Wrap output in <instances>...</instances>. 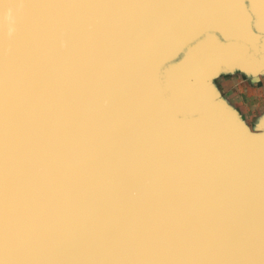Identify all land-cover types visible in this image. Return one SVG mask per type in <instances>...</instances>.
Segmentation results:
<instances>
[{
    "label": "bare ground",
    "instance_id": "obj_1",
    "mask_svg": "<svg viewBox=\"0 0 264 264\" xmlns=\"http://www.w3.org/2000/svg\"><path fill=\"white\" fill-rule=\"evenodd\" d=\"M53 1L0 0V264H264V189L249 193L206 178L207 183L195 171L203 181L197 190L209 196L194 194L197 178L187 166L197 165L186 152L172 147L160 162L148 158V142L158 129L142 114L155 117L154 107L167 94L164 81L178 71L172 64L186 56L191 62L198 53L203 67L230 64L229 69L240 60L250 73L263 69L264 0L247 6L240 0H197L195 13L207 17L194 39L183 29L190 14L179 15L186 17L181 22L159 21L169 38L142 51L169 55V47L184 44L173 56L159 55L157 68L145 58L136 81L128 65L95 55L81 64L67 61L71 51L84 50L76 48L77 33L64 30L65 24L56 29L40 17ZM193 1L184 0L177 10H192ZM69 2H62L64 12L75 17ZM208 32L212 37L200 45ZM85 81L110 91L111 116L104 123L93 116ZM169 83L175 90V81ZM137 98L143 104L139 115ZM217 119L206 115L200 128L213 134ZM256 140L264 150V135ZM132 157L135 166L154 173L179 170L187 203L156 202L149 188L131 179ZM252 159L264 163V154Z\"/></svg>",
    "mask_w": 264,
    "mask_h": 264
},
{
    "label": "water",
    "instance_id": "obj_2",
    "mask_svg": "<svg viewBox=\"0 0 264 264\" xmlns=\"http://www.w3.org/2000/svg\"><path fill=\"white\" fill-rule=\"evenodd\" d=\"M63 1L54 0L46 11L41 12L40 17H46L47 20L57 25L56 29H64L65 27L62 26L65 24L67 28L64 30L67 32L72 30L77 33L74 40L76 48H82L84 51H71V57L67 61L81 64L88 57L95 55L102 60L111 61L113 65H128L131 67V79L135 81L137 80L135 72L140 73L143 64H145V58L155 66L160 63L159 55L161 58L168 55L167 51H151L149 49L156 48L158 44L166 40L167 36L168 38L170 36L166 27L160 29L159 21L181 22L186 17L179 15L188 16L190 14L183 24V29L188 35L190 34L188 39H194L200 31L206 28L204 17L207 16L198 15L194 11L198 8L197 0L191 4L192 10L186 6L187 10L184 9L182 12L178 11L177 7L183 6L184 0H121L118 4L115 3L116 0H111V5H108L107 0H69V4L72 3L71 8L75 9V17L70 14L66 15ZM187 1L185 0V3ZM240 1L246 6L251 3L249 0V2ZM127 5L132 6V12L127 8ZM204 14L207 15L206 12ZM210 29L211 27H208L207 30L210 31ZM207 34L206 37L199 38L200 45L207 42L213 35L209 32ZM129 43L131 46H126ZM181 45L175 48L167 46L172 51L169 55H175ZM146 46L149 48L142 51ZM209 46L206 44L203 47ZM123 47L129 48L124 51ZM167 47L165 50H169ZM101 48L106 51H102ZM121 48L123 51H118ZM187 57L177 64H172V68L175 65V68L178 67V71L173 80L174 75L164 81L167 94H162L159 106L154 107L155 117L150 116L148 111L142 113L144 116L151 117V129L156 130L154 123L158 129V133L156 132L154 138L148 142V158L155 160L154 163L160 162L163 155L172 147L186 152L192 157V160L190 159L192 164L197 165V167L187 166L197 178L196 190L193 193L204 197H208L209 193L197 190L200 185H203V181L196 172L205 182L209 179L219 186H237L236 188L241 189L240 191L249 193H256L258 190L264 189V163L255 162L252 159L253 156L258 155V158L262 160L261 154H264V150L254 144L259 135L250 134L241 126L235 125L236 128H234L233 119L237 118L236 113L225 103H222L218 95L216 96L205 83L207 73L218 68L214 65L207 67V64L203 67V61L200 62L198 53H196L197 60L193 58L191 62L190 60L186 61ZM161 61L165 60L161 59ZM196 63L198 66H193ZM229 65L227 64L225 67H229ZM189 67H191L190 72H184ZM178 75L179 79L176 78ZM170 81L172 84L175 81V90L170 87ZM84 87L87 91L86 95H89L93 101L91 109L93 116L99 124L104 123L105 119L108 120L111 116L106 115L107 107H111L107 100L110 96L109 89L104 85H89L87 81L84 82ZM142 108L143 104L137 98L134 110L138 115ZM172 109L177 113L176 118L171 115L173 114ZM178 111H181L182 115ZM206 115H215L218 118L213 134L200 128L201 121ZM199 135L201 136L199 137ZM235 136L240 139L238 140L240 144L235 145L229 141L235 139ZM222 139L227 148L221 146ZM244 139L248 141H244ZM201 140L206 142L202 145L195 142ZM231 150L243 157V164L232 158L235 154ZM139 156L141 158L137 163L141 165L144 163L142 153ZM134 161L135 157H132L131 179L141 182L146 188H149L153 192V199L156 202H162V199L165 198L167 207L174 201L187 203L183 193L186 192L188 186L182 181L184 179H181L183 177L179 170L175 169L171 173L165 171L154 173L144 166L138 168ZM175 187L177 190H181L180 195H175ZM237 189L227 190L236 191Z\"/></svg>",
    "mask_w": 264,
    "mask_h": 264
},
{
    "label": "crops",
    "instance_id": "obj_3",
    "mask_svg": "<svg viewBox=\"0 0 264 264\" xmlns=\"http://www.w3.org/2000/svg\"><path fill=\"white\" fill-rule=\"evenodd\" d=\"M240 63L239 60L238 64H231L229 69L234 74L229 80L223 81V88L218 83L222 73L217 74L213 78V82L216 81L218 86H215L216 91L214 94L222 97V103H225L236 113L235 125L237 127L241 126L248 130L250 134L256 133L261 136L264 135V70L260 73L254 72L249 75L248 70H245V68L241 69ZM239 64L240 68L238 67ZM222 68L225 69V66L219 67L221 70ZM246 72L248 75H246ZM238 73L242 75H238ZM229 82L230 85L228 87Z\"/></svg>",
    "mask_w": 264,
    "mask_h": 264
},
{
    "label": "rangeland",
    "instance_id": "obj_4",
    "mask_svg": "<svg viewBox=\"0 0 264 264\" xmlns=\"http://www.w3.org/2000/svg\"><path fill=\"white\" fill-rule=\"evenodd\" d=\"M208 67V66H207ZM217 67V66H216ZM240 68V67H239ZM224 70H226V71H223V70H221V69H213L211 72H209V73H207V75H206V84L209 86V88H211V90L213 91V92H215L216 91V87H218L217 86V84H216V81L215 82H213V78H215V76L217 75V74H219V73H222V76H221V78L219 79V81H218V83H219V86L221 87V88H223V81H226L227 79L229 80V78L234 74V73H231L230 72V69H224ZM264 70V68L263 69H261V70H258L257 71V73H260V72H262ZM236 71V70H235ZM249 71V70H248ZM250 72H251V70L249 71V75H250ZM229 73V74H228ZM247 73V72H246ZM238 75H242V74H239L238 73ZM245 75V74H244ZM247 75H248V73H247ZM239 77V76H238ZM242 77H244V76H242ZM231 81V80H230ZM208 82V83H207ZM220 82H221V84H220ZM229 85H230V82L228 83V87H229ZM216 86V87H215ZM224 88H226V87H224ZM218 97H219V95H218ZM221 100H222V97H219Z\"/></svg>",
    "mask_w": 264,
    "mask_h": 264
}]
</instances>
